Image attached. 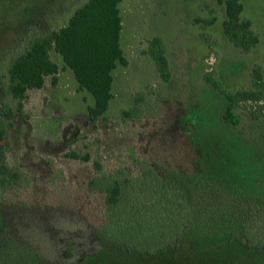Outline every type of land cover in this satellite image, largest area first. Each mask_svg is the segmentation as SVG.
<instances>
[{"label": "rangeland", "instance_id": "374dc122", "mask_svg": "<svg viewBox=\"0 0 264 264\" xmlns=\"http://www.w3.org/2000/svg\"><path fill=\"white\" fill-rule=\"evenodd\" d=\"M86 1L0 0V117L9 145L6 163L20 177L14 187L0 189V264L237 263L228 250L94 256L103 248L125 250L140 230L142 238L160 236L158 227L179 216L174 210L196 199L200 208L228 210L243 226V237L264 243V116L252 121L238 110L241 124H225L221 115L227 102L205 80L215 72L225 88L240 90L250 88L255 65L264 74V0H241V17L251 21L259 38L246 55L223 35L224 6L216 0H122L120 46L127 66L113 72V99L103 117L88 118L92 97L78 90L72 72L53 51L56 82L48 78L23 101L13 99L7 92L10 61L37 33L64 26ZM210 19V26L197 22ZM154 39L166 54L168 82L147 55ZM147 89L153 95L142 120L123 123L120 113L130 107L132 95ZM72 153L80 159L68 158ZM153 176L161 178V185ZM192 176L203 183L196 187ZM143 179L148 183L141 184ZM115 183L121 197L109 207L106 191ZM206 189L212 192L207 202ZM133 199L138 206H132ZM158 205L160 219L151 215ZM15 256L21 259L13 261Z\"/></svg>", "mask_w": 264, "mask_h": 264}, {"label": "trees", "instance_id": "16d2710c", "mask_svg": "<svg viewBox=\"0 0 264 264\" xmlns=\"http://www.w3.org/2000/svg\"><path fill=\"white\" fill-rule=\"evenodd\" d=\"M216 1L224 6L223 35L242 54H249L258 45L259 38L252 30L251 21L241 17L243 13L241 0ZM121 2L122 0H87L73 12L64 26L37 33L9 63L8 94L21 102L28 91L42 89L46 79L50 78L52 83H55L59 67L51 59L50 54L53 51L61 58L64 66L72 72L78 90L86 91L92 97L93 105L87 109L88 118L96 121L103 117L108 112L113 99V72L118 65L127 66V60L120 46L122 26L119 4ZM204 6L207 8L208 4L205 3ZM197 22L210 26L214 23V19L197 20ZM147 55L154 61L157 75L164 82H168L170 79L168 61L159 39H154L150 43ZM215 75V72L208 74L205 80L227 102L226 109L221 115L225 124L232 127L241 124V118L237 114L238 110L247 112L252 121H258L264 116V74L260 65H255L252 69L249 89L229 90ZM152 95L150 89L134 93L130 107L123 109L120 113L122 122H140L144 115V104L150 100ZM8 149L6 125L0 117V189L14 187L20 178L19 174L12 171L6 163L5 155ZM67 157L73 160L80 159L75 153ZM87 160L88 158L85 157L82 161L87 162ZM148 165L147 162L149 171H152L153 167ZM101 171L100 163L95 162V172L100 173ZM190 180L196 187L203 183L198 177ZM147 181L148 179H143L141 184L148 183ZM152 181L161 185L160 177L153 176ZM136 183H138L137 180ZM138 184L141 185L140 182ZM89 186L95 187L92 180ZM153 190L155 192L154 188ZM106 195L108 206H116L121 197L120 185L115 183L106 191ZM204 195L205 201H210L212 192L206 189ZM257 200L254 206L260 202L259 199ZM133 201L134 199L131 200L132 206H138L137 204L140 203ZM186 205L174 210L179 213V216L174 214L167 223V227H158L162 232L160 236L154 233L147 238H142L144 233L140 230V236L136 235L137 240L128 244L125 250H119L117 253L109 248H103L94 257L106 259L128 254L153 257L168 253L191 252L209 255L219 250H228L237 256L235 264H250L248 259L259 262L257 264H264V243L252 244L249 239H246L247 237H243L241 234L244 231L243 226L235 222L236 219L232 220L233 215L226 212L228 210L221 212L218 206L215 208L212 205L207 206L208 208L205 207L206 205L200 208V199L191 200ZM159 208L158 205L151 209L155 212H151L152 217L160 219L162 213H156ZM169 214L171 215V211ZM147 215L145 214L144 217L147 218ZM129 231L132 234L136 230L131 228ZM140 240L144 245L139 243ZM12 259L17 261L21 258L15 256ZM29 259H32V256ZM15 264H29V262L24 260Z\"/></svg>", "mask_w": 264, "mask_h": 264}]
</instances>
